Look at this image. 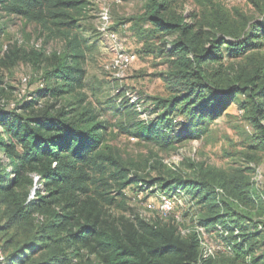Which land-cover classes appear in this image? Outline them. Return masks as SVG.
I'll list each match as a JSON object with an SVG mask.
<instances>
[{
    "label": "trees",
    "instance_id": "1",
    "mask_svg": "<svg viewBox=\"0 0 264 264\" xmlns=\"http://www.w3.org/2000/svg\"><path fill=\"white\" fill-rule=\"evenodd\" d=\"M89 2L0 0V14L35 24L48 40L64 42L60 51L51 54L43 47L27 53L15 45L6 56L13 62L44 65L47 82L41 83V92L30 100L26 91L22 93L21 105L9 108L0 103V207L5 210L0 221L10 235L7 243L12 246L13 263L264 264L256 242L264 236L263 231L257 225L252 235H244L232 222V218H244L246 209L224 187L190 179L188 172L175 169L177 176L168 183L179 186L163 190L144 182L132 170L135 167L104 148L108 122L100 120V113L88 105L86 41L78 32ZM257 7L262 11L261 2ZM167 13L166 0H147L137 19L150 23L156 32L177 34L170 53V76L183 86V93L159 99L163 117L138 122L130 134L159 148L170 146L174 138L183 136L170 129L180 124V117L167 123L174 110L193 119L204 113L216 119L239 102L241 95L245 98L241 106L248 110L264 142V60L250 56L264 49V18L243 20L239 29H232L229 18L220 15L211 27L221 35L206 47L202 45V28L197 30L183 18L173 13L169 18ZM225 52L236 58L248 57L250 63L242 73L223 77ZM1 85L0 78V94ZM43 99L48 103L38 109ZM19 108L27 119L17 113ZM132 185L144 194V200L150 195L185 199L190 187L191 206L198 201L212 211L205 220L207 225L198 213L194 217L197 224L186 231L173 216L148 221L139 212L135 219L108 214L105 207L113 206L116 196L127 200L126 191ZM260 199L264 205V197ZM197 228H203L216 244V251L207 258Z\"/></svg>",
    "mask_w": 264,
    "mask_h": 264
},
{
    "label": "rangeland",
    "instance_id": "2",
    "mask_svg": "<svg viewBox=\"0 0 264 264\" xmlns=\"http://www.w3.org/2000/svg\"><path fill=\"white\" fill-rule=\"evenodd\" d=\"M89 1L87 13L80 22L81 29L78 32L86 41L85 93L88 96V105L100 113V120L108 122V136L104 148L113 150L131 168L135 167L132 170L139 173L144 182L158 185L163 190L171 191L179 186L168 183L176 178L177 174L173 172L175 169L188 172L190 179L200 178L204 184L222 186L231 197L239 198L246 209L244 218H232V222L242 233L252 235L257 225L263 227L264 205L260 197H264V142L259 130L251 122L248 110L241 106L245 98L238 96L239 102L216 119L209 113L193 119L183 114L180 109L174 110L166 118L167 123L180 117V124L171 125L170 129L176 135L183 136L174 138L170 146L159 148L153 142L133 137L130 132L135 124L163 117L165 110L160 103L161 99L183 93V86L170 76V53L177 34L156 32L150 23L137 19L144 13L147 0ZM166 2L169 5L167 17L170 18L173 13L197 30L202 28V45L206 47H209L214 37L221 35L211 27L220 15L229 18L232 29H239L243 20L254 22L264 18V0ZM258 2L262 3V11L257 7ZM104 9L110 11V33L118 38L119 47L136 56V61L121 78L105 70L115 51L109 34L99 30V18ZM224 38L233 42L229 37ZM15 45L27 53L43 47L47 54H51L60 51L64 42L60 38L48 40L47 34L35 24L26 23L16 16L0 14V78L3 90L0 103L8 105L9 108L13 104H22L20 96L23 89H26V98L30 100L41 92V83L47 84L44 81V65L38 66L22 60L13 62L6 58ZM250 56L264 60V49L259 54L253 53ZM249 63L248 57L236 58L225 52L223 77L225 75L229 79L235 73H242ZM24 79H28L27 86L24 85ZM46 103L47 99L41 100V105L37 108H43ZM17 113L28 118L22 108ZM126 192L127 200L116 196L115 204L105 207L108 214L135 219L136 212H139L148 221L159 218L162 200L158 195H150L144 200V194H139L141 192L134 185ZM33 196L34 194L31 198ZM173 198L176 207L173 217L180 218L178 220L182 230L186 231L197 224L194 220L197 213L205 223L211 210L198 201H195L194 207L191 206L189 202H193V192L190 187L186 191L185 199L179 196ZM4 211L0 207V217L4 215ZM3 225L4 222L0 221V247L6 259L8 258L6 264H15L10 253L12 246L7 243L10 235L3 231ZM207 242L214 245L208 238ZM256 242L257 253L264 255V236H260Z\"/></svg>",
    "mask_w": 264,
    "mask_h": 264
},
{
    "label": "built area",
    "instance_id": "3",
    "mask_svg": "<svg viewBox=\"0 0 264 264\" xmlns=\"http://www.w3.org/2000/svg\"><path fill=\"white\" fill-rule=\"evenodd\" d=\"M99 20L101 24L99 30L102 33L109 34L110 39L114 45V51H115V55L112 61H110V63L105 66V70L107 72L113 73L115 77L121 78L124 75V73L128 70V68L136 61V56L134 54L127 53L124 50H122L119 47L118 38L116 37V35L110 33L111 15L109 9H104L101 12ZM23 82L24 85H27L28 79H24ZM22 92L24 94L25 89H23ZM159 198L162 200L159 216L163 219H169L171 216L175 214V210H176L174 198L168 197L166 195H159ZM179 204L180 205L182 204L181 206H184V203H182V201H179ZM176 218L180 219L178 217ZM260 230H262L264 233V228L260 227ZM197 233L199 234L201 239V245L203 248V257L207 258L213 255L217 249L216 244L215 243L214 245L212 243L208 244L207 238L209 239V237L203 228H197ZM0 264H6V257L1 247H0Z\"/></svg>",
    "mask_w": 264,
    "mask_h": 264
}]
</instances>
